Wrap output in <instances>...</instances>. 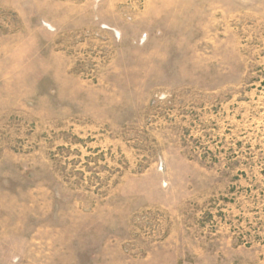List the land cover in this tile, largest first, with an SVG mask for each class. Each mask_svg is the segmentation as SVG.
Listing matches in <instances>:
<instances>
[{"label": "rangeland", "instance_id": "obj_1", "mask_svg": "<svg viewBox=\"0 0 264 264\" xmlns=\"http://www.w3.org/2000/svg\"><path fill=\"white\" fill-rule=\"evenodd\" d=\"M0 264H264V0H0Z\"/></svg>", "mask_w": 264, "mask_h": 264}]
</instances>
